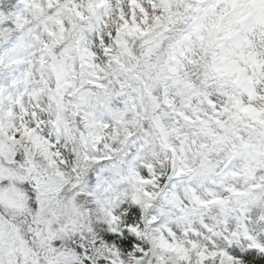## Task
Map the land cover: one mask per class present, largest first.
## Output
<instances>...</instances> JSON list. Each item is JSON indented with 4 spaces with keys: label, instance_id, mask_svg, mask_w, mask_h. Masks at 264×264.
<instances>
[{
    "label": "snow or ice",
    "instance_id": "1",
    "mask_svg": "<svg viewBox=\"0 0 264 264\" xmlns=\"http://www.w3.org/2000/svg\"><path fill=\"white\" fill-rule=\"evenodd\" d=\"M0 264H264V0H0Z\"/></svg>",
    "mask_w": 264,
    "mask_h": 264
},
{
    "label": "clouds",
    "instance_id": "2",
    "mask_svg": "<svg viewBox=\"0 0 264 264\" xmlns=\"http://www.w3.org/2000/svg\"><path fill=\"white\" fill-rule=\"evenodd\" d=\"M164 55H165V53L161 52L159 58L162 59ZM101 64H105V62L101 61ZM95 74H96L95 69H89L87 67L77 69V71L75 73L71 74V80H72L73 87L76 86L77 81H79L80 83H84L88 79L93 78L95 76ZM89 91H91V90L88 89L87 91H85L84 95L87 96ZM72 99H74V97H69V101H71ZM114 133H115V129H113L112 133H107V132L101 131V134L105 135V136H113ZM121 134H123V133L121 132ZM106 142L109 145H111V144L115 143V139H107ZM160 147H161V155L165 156V162H167V157L164 153V147H163V145H161ZM88 151L89 152L95 151V145L92 142H89ZM100 154L101 155L105 154L104 149H100ZM146 162H152V161L148 160ZM155 162L157 165H159L161 163L160 159H156ZM69 175H70V172H69Z\"/></svg>",
    "mask_w": 264,
    "mask_h": 264
}]
</instances>
